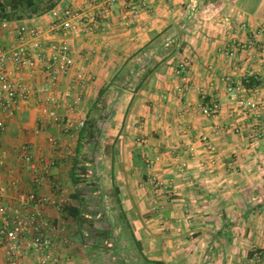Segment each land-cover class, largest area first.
Here are the masks:
<instances>
[{
    "label": "crops",
    "instance_id": "1",
    "mask_svg": "<svg viewBox=\"0 0 264 264\" xmlns=\"http://www.w3.org/2000/svg\"><path fill=\"white\" fill-rule=\"evenodd\" d=\"M142 1L145 6L136 16L130 12L136 3L119 1L97 29L85 32L80 23L78 34L64 30L42 39L45 50L67 40L75 63L60 75L49 102L30 100L8 118L3 139L7 164L22 190L52 201L45 214L55 227L57 264H94L95 255L85 253L76 225L63 224L54 206L56 186L66 185L72 192L78 130H65L49 115L85 120L100 89L108 86L102 97H108L110 113L99 128L113 138L105 155H92L94 162L102 158L108 167L102 177L119 187L115 197L122 203L124 224L135 226L142 255L160 264H256L249 260L250 249L264 250V57L244 51L228 57L225 46L246 40L264 21V0H208L216 7L208 12L211 5L197 7L203 0ZM63 6L82 11L84 19L95 11L94 0H61L57 7ZM22 21L47 26L54 11ZM240 21H249L250 29L240 31ZM185 57L192 62L185 74L187 91L180 93L174 70ZM248 74L256 81L244 83L240 95L256 100L258 111L242 110L226 91L224 76L243 83ZM32 81L40 85L46 80L38 69ZM211 100L219 109L205 117L201 107ZM40 122L48 124L41 128ZM138 136L143 144L136 141ZM22 137L31 145L36 172L43 164L50 166V177L41 186L31 184L33 168L16 156ZM156 157L152 169L147 168L146 162ZM183 162L186 168L177 173ZM152 175L167 185L156 199L159 211L148 201L153 190L136 186L143 178L150 184ZM12 201L11 196L6 199ZM6 262L0 250V264Z\"/></svg>",
    "mask_w": 264,
    "mask_h": 264
},
{
    "label": "built area",
    "instance_id": "2",
    "mask_svg": "<svg viewBox=\"0 0 264 264\" xmlns=\"http://www.w3.org/2000/svg\"><path fill=\"white\" fill-rule=\"evenodd\" d=\"M119 1L136 3L130 11L133 16L145 6L142 0H94L95 11L85 19L83 12L78 9L56 6L52 9L54 21L47 26L0 20V31L8 37L7 42H0V250H3L6 256V264H57L59 259L53 239L55 228L45 214L46 206L52 203L51 199L34 190H22L14 169L7 164L3 148L7 120L20 113L30 100H36L39 104L49 102L51 89L57 84L60 75L74 66L75 60L67 40H62L51 49L45 50L41 46L42 39L49 33L64 30L78 34L82 31L80 23H84L85 32L97 29L102 26L107 14ZM238 29L240 31L250 29V22L240 21ZM240 51L259 59L264 57V21L252 28L251 35L246 40H234L225 46V54L228 57H235ZM191 62L192 57H185L175 67L174 73L181 80V85L177 88L180 93L187 91L188 81L185 74ZM38 69L46 80L40 85L32 81ZM224 80L230 100L244 109L259 110L260 106L256 100L240 95L244 91V83H233L230 76H224ZM218 109L219 104L211 100L201 107V112L203 116L210 117ZM49 118L52 122L63 125L65 130H79L84 125V120L75 122L68 116L56 113L50 114ZM40 124L41 128H44L48 123ZM136 141L144 142L141 136H138ZM201 141L214 151L215 148L208 143L207 136H202ZM15 153L19 160L33 168L34 155L29 144L16 146ZM157 160L158 157L147 161L146 167L152 169ZM185 168L186 164L183 162L177 166L176 171L179 173ZM33 171L31 184L36 187L41 186L50 177L49 164L41 165L38 172L36 167ZM150 182L153 188L151 208L159 211L161 205L156 199L159 190L166 188L167 185L153 175L150 176ZM10 196L13 200L11 204L6 202ZM62 201L64 202L59 201L58 208L64 206ZM249 260L256 264L264 262V250L253 246L250 249Z\"/></svg>",
    "mask_w": 264,
    "mask_h": 264
},
{
    "label": "rangeland",
    "instance_id": "3",
    "mask_svg": "<svg viewBox=\"0 0 264 264\" xmlns=\"http://www.w3.org/2000/svg\"><path fill=\"white\" fill-rule=\"evenodd\" d=\"M209 5L211 6L209 7V9H207V12L213 10V8H216L212 6V4L208 2V0H203L202 3L197 5V7L200 10H204L205 6H209ZM7 40H8V37L3 32L0 31V42L5 43L7 42ZM108 101H109L108 97L103 98L101 102L103 109H101V111H98V110L96 111L97 112L96 114H101V115L104 114L105 116V119L100 120L99 123L102 121H105L107 119V116L110 113L108 104H106ZM239 107L244 111L247 110V109L242 108L241 106ZM102 131H103L102 136L98 138V140L100 139L99 141L100 145L96 143L97 145L96 149L91 150L90 146L92 145V143L87 144L82 149L81 151L82 154H86V155L88 154L89 156V155H92L94 152H97L96 155L98 156V154L103 155V152H104V155L107 153L106 151H108L109 141L113 138V136L107 135L106 134L107 131H104V130ZM109 138L110 140H108ZM23 140H25V138L22 137L18 140L17 143H19V145L24 144V143L29 144V142H25ZM102 145L104 146V148ZM98 162H101V164H99ZM88 167L91 168V170H93L92 175H91L93 176L92 181L93 183L96 184L97 187L90 189L89 187H83L82 186L83 184L80 185V187H82V190H85L84 192H85V195L87 196L86 199H87L89 208L94 213V216L92 218L93 219L92 227H89V226L85 227V228H88L89 230L87 233H85V238L88 243L87 245H83V246H86L84 248L85 253L95 255L96 259H93L92 261L94 262V264H135L138 261L139 251L134 248V245H132L131 238H130L131 233L133 234V231H135V226L132 225V228H130L124 224L126 215L124 211L122 210V206H121L122 203L118 201V199H116L115 197L119 191V187L115 186L114 181L112 180L110 181V179H105V177H102V173L100 172L108 168L106 167L105 163H102V158H100V161L97 160L94 162V156H93L92 163L88 165ZM147 182L148 181L145 178H143V180L138 181V184L136 186L143 189L142 187L143 185L144 186L143 191L146 189L149 190L150 188L153 190L151 182L150 184ZM55 189L58 191L59 198H58V201H55L54 206L56 207L57 212L62 214L59 217L62 219L63 224L69 225V227H72L75 225V224H71L72 222L74 223V221L69 216L68 217L66 216V213H64L63 211L64 210L63 206L61 208H58L59 207L58 204H59V201L61 200H64V202L62 201L64 205L70 204V202L76 203V200H73L71 198V194L73 193L74 188L72 187V192L69 191L70 189H68V186L66 185H63V187H60V185L59 187L56 186ZM98 194H101V195H98ZM148 198H149L148 201H150L151 200L150 194ZM60 228H61V225H60ZM62 229L64 230L65 228L63 227ZM99 230L111 231V235H109V237L107 236V238L104 239L105 242H108L110 240L111 245H109V243H106L102 245L103 249L101 248L96 252V250L93 251V249L90 248L89 244L92 240V237L96 236ZM65 241L66 243H69L67 240ZM113 245L115 246V248H113L114 247ZM88 261L90 262V259Z\"/></svg>",
    "mask_w": 264,
    "mask_h": 264
},
{
    "label": "trees",
    "instance_id": "4",
    "mask_svg": "<svg viewBox=\"0 0 264 264\" xmlns=\"http://www.w3.org/2000/svg\"><path fill=\"white\" fill-rule=\"evenodd\" d=\"M60 1L61 0H1L0 20L5 19L12 21H21L23 19L37 17L54 9L60 3ZM255 81L256 78L253 75L246 76V78L243 79V83H245L246 85H252ZM107 89L108 86L100 89L97 98L94 100V103L90 111L88 112L86 119L84 120L83 127L78 131L76 158H74V164L70 172V181L72 187L74 188V191L71 194V198L73 200H76V205L70 203L63 206L64 213H66L67 217L69 216L70 218H72L74 224L80 232V237L83 241V245L88 244L85 238V233H87L89 230L85 227H92V218L94 216V213L89 208L86 199L87 196L84 192L85 190H82V187H80V185L83 184V187H89L90 189L94 187L96 188L97 186L92 181L93 176L91 175L93 170L88 167V165L92 163L93 156L90 158V155L88 156V154H80V152L81 149H83L87 144L90 143H92V145L90 146L91 150L96 149L98 138L102 136V129L99 128V121L102 119L104 120L105 116L104 114H96V111H101V109H103L101 104L103 100L102 96L107 92ZM79 154L80 156L83 155L81 157V163L84 162V164L82 165L79 162V159L77 160V156ZM109 235H111V231L99 230L98 234L92 237V240L89 244L90 248L93 249V251L96 250L97 252L99 249H103L102 245L106 243H109V245H111L110 240L108 242H105L104 240L107 238V236L109 237ZM130 238L132 245H134V248L139 251L138 261L135 264H140V261L148 264H160L157 261L148 260L142 255L140 242L136 239L134 234L131 233ZM113 248H115V246Z\"/></svg>",
    "mask_w": 264,
    "mask_h": 264
}]
</instances>
